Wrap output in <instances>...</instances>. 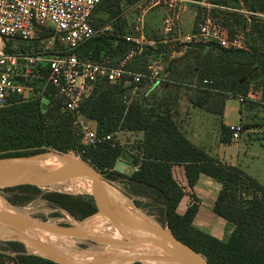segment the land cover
Here are the masks:
<instances>
[{
    "label": "trees",
    "instance_id": "obj_1",
    "mask_svg": "<svg viewBox=\"0 0 264 264\" xmlns=\"http://www.w3.org/2000/svg\"><path fill=\"white\" fill-rule=\"evenodd\" d=\"M239 1L233 0L235 6ZM243 1L245 7L263 13L264 0ZM233 17L243 18L238 13H233ZM122 28L120 24L112 32L96 34L72 52L81 61L107 67H117L134 53L125 70L144 75L132 97L129 96L132 87L125 85L129 80L126 75L113 83L101 80L94 84L80 110L84 118L95 124L100 142L90 147L81 144L75 136L71 115L62 111V100L54 98L55 90L46 81L48 66L38 64V76L17 79L29 91V99L11 95L7 105L0 109V159L32 157L49 151L74 153L99 170L105 181L122 184L124 194L135 207L147 212L157 211L162 226L201 254L209 264H264V187L239 168L221 163L192 144L174 120L179 107L178 89L173 97L171 91H162L164 86L171 84L176 88L184 87L193 107L220 117L226 101L234 96L245 98L240 106L241 114L258 110L264 113V21L257 19L251 26L258 46L228 50L214 43L195 44L178 58L164 56L167 48L163 51L162 46H144L139 51L137 44L125 38ZM52 36L50 29H43L38 38ZM9 41L5 51L13 53ZM155 60L164 63V69L161 81L151 86L147 80L148 65ZM43 84L46 89L41 93ZM250 95L254 96L251 100ZM44 96L49 97L50 103L42 113ZM242 127L264 128V117L254 123L243 122ZM122 131L142 135L136 142V153L129 156V164L136 168L130 176L114 171L117 161L127 160L123 156L124 147L115 136ZM107 135H113V139L102 140ZM220 135L223 144L233 140L230 128L222 124ZM176 168L184 169L182 179ZM201 174L220 186L213 211L230 227L224 240L193 226L197 214L195 205L183 215L177 213L187 189L196 185ZM4 190L24 195L17 194L9 200L18 206L29 200L38 188L21 186ZM76 195L79 196L53 193L44 198L75 214L78 220L97 212L91 196ZM90 223L114 225L104 216ZM7 246L9 249L1 248L0 264H57L26 253L20 243L11 242ZM122 261L128 260L123 258ZM69 262L85 263L81 260Z\"/></svg>",
    "mask_w": 264,
    "mask_h": 264
},
{
    "label": "built area",
    "instance_id": "obj_2",
    "mask_svg": "<svg viewBox=\"0 0 264 264\" xmlns=\"http://www.w3.org/2000/svg\"><path fill=\"white\" fill-rule=\"evenodd\" d=\"M101 0H0V109L8 103L11 95L29 99V91L17 82L18 78L38 76V64L48 66L47 82L55 90L57 98L62 100L63 112L71 115L75 136L81 144L90 147L100 142L95 124L88 121L81 113V105L91 94L94 84L101 80L109 83L120 81L128 76L126 86L132 87L129 94L134 96L137 86L144 78L139 72L126 71L127 61L135 55L130 54L127 60L117 67H107L97 63L79 60L72 52L81 44L93 39L97 32L92 25V15ZM188 0H149V5L142 12L155 7H161L167 13L162 22L165 34L173 31L179 18L181 6ZM209 8V7H208ZM233 12L243 15L246 19L255 16L264 20V14L249 13L244 1L238 2ZM43 29H50L53 36L48 44L54 41L62 47V51L53 52L49 56L38 55L25 57L18 53H6V43L15 37L24 40L38 38ZM137 34H142L141 25L134 28ZM138 45L137 41L125 37ZM214 43L228 50L243 49L241 41L230 40L227 30L214 24L211 18H206L191 34L186 35L184 45ZM139 46V45H138ZM139 47V51H141ZM164 63L151 61L148 65V83L153 86L161 81ZM204 83H207L206 81ZM243 97L237 99L243 102ZM235 140L242 132V126L230 127ZM113 135H107L102 140L110 141ZM136 170V168H132Z\"/></svg>",
    "mask_w": 264,
    "mask_h": 264
},
{
    "label": "rangeland",
    "instance_id": "obj_3",
    "mask_svg": "<svg viewBox=\"0 0 264 264\" xmlns=\"http://www.w3.org/2000/svg\"><path fill=\"white\" fill-rule=\"evenodd\" d=\"M103 1L102 5L97 9V12L94 14L92 18V25L97 32L99 33H108L114 31L115 27L117 25H122L123 33L126 37H134L137 33L134 31V28L138 25L137 21L131 18L132 20L128 22V20H124L123 16L127 13L130 15L135 13L138 14L139 11H142L144 8H146L149 5V0H101ZM191 3L189 4L194 13V31L198 28V26L203 22L206 18H211L214 21V24L220 28H225L228 33V37L230 40L237 39L241 41L242 46L244 48L247 47H253L258 46V43L256 41L255 35L251 31V26L253 21H256L257 19L263 20L261 18H257L255 16H250L248 19H246L243 15V18L236 19L233 17V8H237L235 4L233 3V0H189ZM251 1V0H248ZM224 3V4H222ZM209 7V8H208ZM249 13H257L259 14V11L251 10L247 7H245ZM151 9L150 11L152 12ZM239 14V13H238ZM263 14V13H260ZM241 15V14H240ZM251 17H255L254 19ZM264 21V20H263ZM149 35V34H148ZM153 37V36H152ZM51 38V37H50ZM49 38V39H50ZM9 45H11V51L13 53L21 54L25 57H36L38 55L43 56H49L53 52H60L62 51V47H60L56 41L52 45L48 44V39L43 38H33L31 40H18V39H12L9 41ZM162 46L163 50L165 48L164 44L161 45H154ZM180 45H173V49L178 50ZM171 49V50H173ZM165 50V49H164ZM163 50V51H164ZM166 53V54H165ZM163 53L164 56L169 55V57L176 58L173 54V52H170L169 49L166 50V52ZM174 55V56H173ZM158 61V60H155ZM164 66V64H163ZM165 88L162 90L164 93L166 91H171V96L173 97L176 90L178 89V103L180 104L181 101H186L188 99L189 93L188 90L184 87L176 88L175 86L168 85L164 86ZM46 89L45 85L42 86V92H44ZM40 93V94H41ZM251 99L254 98L253 95H251ZM54 98L57 100V96L55 95ZM233 98V97H232ZM234 98L237 100L240 98V96H234ZM250 99V98H249ZM250 99V100H251ZM231 100V99H230ZM229 100V101H230ZM245 100V98H244ZM50 103V102H49ZM180 106V105H179ZM49 108V106H48ZM264 117V113L262 110L254 111V112H244L243 114V122L244 123H254L260 120V118ZM264 131V130H263ZM243 135V139H253L257 137H261L264 139V132L260 134H256L252 136L251 134L243 133L239 135L234 141H238L241 136ZM116 139L119 141L120 145H123L125 154L123 155L127 160H123L125 162H128L130 154L136 153V142L141 139L142 135L139 133H129V132H118L116 133ZM248 136V137H247ZM50 153H58L55 151H49L47 154ZM61 155H70L75 158L80 156L74 154V153H68V154H62ZM23 158L28 157H17V158H9V159H0L2 161L11 162L14 160H20ZM82 159V158H81ZM129 163V162H128ZM103 180L104 177L102 176ZM105 181V180H104ZM107 182V181H106ZM105 182V183H106ZM107 189L111 192L112 195L115 197L123 200L124 205L130 209H136L139 213L143 215H147L151 218H153L162 228V224L158 221V212L151 210L149 212L139 209L134 206L132 200L128 198L124 193V187L122 184H119L117 182H114L111 184H108ZM57 190H67L77 186V184L71 180L69 182L59 183L56 185H52ZM83 187V186H81ZM53 193L58 194H64L69 195L57 191H53L51 186L48 188H41L38 189V191L27 201L23 202L22 204L16 205H10L9 200L13 199L17 194L20 196L22 193L20 192H7L3 188H0V204L6 207L8 210L12 211L15 215H17L18 218L22 219L21 223H23L25 226H29L33 229L40 228L45 234L49 236L47 239V243L55 241L58 242V246L62 248H67L70 251H80V250H86L89 248H94V250H97L100 256L102 257H110L113 256L112 254L124 252L127 247L125 248H119L116 245L113 244H126L129 245L132 237L123 236L121 234L123 229H127L130 231V233L135 237H140V234L136 232L134 229H131L125 225H111V226H103V224H96V223H86L81 224L74 215L71 214L69 211L62 209L60 207L54 206L51 203H49L47 200H45V196ZM81 196H88L89 193H81ZM71 196H79V195H71ZM21 211L26 212V217H23L21 214ZM76 213V212H75ZM94 213L93 215H95ZM56 215V216H54ZM154 215V216H153ZM101 215H96L94 217H99ZM90 217L82 222H87L89 219L94 218ZM84 220V219H83ZM147 220V219H146ZM79 221V222H78ZM59 226H70V231L76 232L78 235H80V238H73V237H67L66 235H61L59 233H55L53 230H57ZM83 237H89L93 239H98L100 243H97L96 245H91L87 243ZM11 242L20 243L24 246V249L26 250V253H28L25 245L10 236L0 232V251L1 248L9 249L8 244ZM144 250L143 255L144 259H152L154 258V255L152 253L151 249H148L147 247H143ZM7 255H11V252H6ZM30 254V253H28ZM32 255V254H30ZM124 259H127L128 261H133V264H157L156 261L146 260L142 261L139 256H137L134 253H131L125 257ZM123 258H120L122 260ZM110 261L106 263H97V264H109ZM6 263V262H5Z\"/></svg>",
    "mask_w": 264,
    "mask_h": 264
},
{
    "label": "crops",
    "instance_id": "obj_4",
    "mask_svg": "<svg viewBox=\"0 0 264 264\" xmlns=\"http://www.w3.org/2000/svg\"><path fill=\"white\" fill-rule=\"evenodd\" d=\"M190 3L191 1L188 0L181 6L178 21L169 34H165L163 29L162 22L167 13L161 7L152 8L154 9L152 12L150 9L144 12L139 11L138 14H125L124 20L129 22L133 18L142 27V34L129 38L137 41L139 47L156 48L154 45L164 44L177 58L182 56L194 46L183 44L184 37L194 31L195 18ZM93 16L94 14L92 18ZM173 45H180V47L175 50ZM249 98H252L251 95ZM230 99L226 101L221 117L193 107L188 99L181 101L174 120L192 144L221 163L239 168L264 187V139L257 136L253 139H243L242 135L238 141L232 140L230 144H223L220 141L221 124L228 128L243 124V114L240 113L241 103L235 98ZM263 130L264 128L243 129L242 127L241 134L247 133L254 136L263 133ZM175 171L182 179L184 169L176 168ZM219 191L220 186L214 180L201 174L196 185L192 189H187L178 205L177 213L183 215L189 207L195 205L197 214L193 220V226L218 240H224L229 234L230 227L213 211ZM109 264H133V262L116 259Z\"/></svg>",
    "mask_w": 264,
    "mask_h": 264
},
{
    "label": "water",
    "instance_id": "obj_5",
    "mask_svg": "<svg viewBox=\"0 0 264 264\" xmlns=\"http://www.w3.org/2000/svg\"><path fill=\"white\" fill-rule=\"evenodd\" d=\"M50 99L47 96H44L41 100V112L45 113L48 109ZM57 157H62L63 155L58 153H52ZM47 155V153L23 158L18 161H26L31 159H43V157ZM65 164L58 168L53 172H44L38 168L25 165V164H14L11 162H6L0 160V188H15L21 186H31L36 187L38 189L48 188L52 185H56L59 183L69 182L78 178H87L91 181V194L89 196L92 197L96 214L89 216L94 217L96 215H101L106 217L111 223L116 225H125L131 229L144 231L155 239H145L150 242L154 247L160 249L164 253H166L167 257H159L152 259H144L151 261H169L180 264H209L207 260L199 253L194 251L189 246L180 242L175 236L171 233V231L164 227L162 228L160 224L159 226H154L144 220L136 219V213H124L119 210V207L109 199L104 191V183L106 181L103 180L102 175L99 170L90 165L88 162L83 159L77 157L75 159H65ZM114 171L121 174L132 175L133 170L129 163L119 160L116 162L114 166ZM108 184L109 182H106ZM9 203V202H7ZM12 205L11 203H9ZM17 206V205H16ZM137 211V210H135ZM82 221H85L86 219ZM80 221V222H82ZM79 222V221H78ZM0 223L7 225L11 228L18 227V222L12 219L9 216L3 215L0 213ZM70 226H59V229L53 230L55 233H59L61 235H66L67 237L80 238V235L75 233L74 231H70ZM83 239L91 244L96 245L100 243L98 239H93L89 237H83ZM143 240V241H145ZM139 243L138 240H133L132 244L135 245ZM131 244V243H128ZM119 248L129 247L126 244H113ZM44 258V257H42ZM51 260L57 264H65L64 262H60L55 259L45 258Z\"/></svg>",
    "mask_w": 264,
    "mask_h": 264
},
{
    "label": "bare ground",
    "instance_id": "obj_6",
    "mask_svg": "<svg viewBox=\"0 0 264 264\" xmlns=\"http://www.w3.org/2000/svg\"><path fill=\"white\" fill-rule=\"evenodd\" d=\"M65 159H75V157L70 156V155H63L62 157H57L56 155L52 153H48L43 157V159H31V160H24V161H11V163L14 164H25L29 165L35 168H38L44 172H53L56 171L58 168L63 166L65 164ZM77 186L75 188L67 189V190H57L53 186H51L53 191L69 194V195H76V194H81V193H89L91 194V181L87 178H78L73 180ZM83 186V187H81ZM108 185L107 183H104V191L105 194L109 199H112V201L119 207V210L124 212V213H130L135 212L136 219H141L144 220L154 226H159L158 223L151 217L147 215H143L139 213L138 211H135L136 209H130L124 205V201L115 197L114 195L111 194V192L107 189ZM124 202V203H123ZM0 213L6 216L11 217L12 219L16 220L18 222V227H9L7 225H4L0 223V232L10 236L11 238L23 243L28 251V253L38 256V257H44V258H51L58 260L60 262H64L65 264H74L69 261L73 260H81L84 261L85 263L81 264H97V263H106L108 261H114L116 259L123 258L131 253L136 254L137 256L140 257L142 261L144 260V255H143V247H147L148 249L152 250V253L154 255V258H159L163 257L166 258L167 255L160 249L154 247L150 242L146 241L145 239H155L153 236L150 234L141 231V230H136L140 234V237H135L133 236L129 230L123 229L121 234L123 236L127 237H132L130 243L127 247V249L124 252H119L112 254L113 256L110 257H102L100 256L97 250H94V248H89L86 250H80V251H70L67 248H62L58 246V242L56 243L55 241L47 243V239L49 236L45 234L40 228L33 229L29 227L28 225L25 226L23 223H21L20 218L17 217L12 211L8 210L6 207L0 204ZM21 214L23 217H26V212L21 211ZM96 217L89 219L87 222H80L81 224H86L88 222H91L94 220ZM147 219V220H146ZM59 229V228H57ZM76 233V232H75ZM138 240L139 243L133 245L132 241L133 240ZM145 240V241H143ZM146 259V258H145ZM157 264H180V263H173L169 261H156Z\"/></svg>",
    "mask_w": 264,
    "mask_h": 264
},
{
    "label": "flooded vegetation",
    "instance_id": "obj_7",
    "mask_svg": "<svg viewBox=\"0 0 264 264\" xmlns=\"http://www.w3.org/2000/svg\"><path fill=\"white\" fill-rule=\"evenodd\" d=\"M54 216H56V215H54Z\"/></svg>",
    "mask_w": 264,
    "mask_h": 264
}]
</instances>
